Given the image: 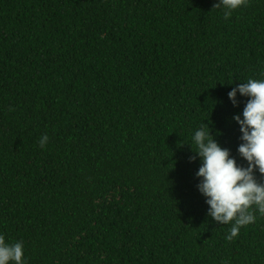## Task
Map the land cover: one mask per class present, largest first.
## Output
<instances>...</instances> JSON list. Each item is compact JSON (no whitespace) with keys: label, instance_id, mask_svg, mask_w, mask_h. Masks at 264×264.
Instances as JSON below:
<instances>
[{"label":"trees","instance_id":"trees-1","mask_svg":"<svg viewBox=\"0 0 264 264\" xmlns=\"http://www.w3.org/2000/svg\"><path fill=\"white\" fill-rule=\"evenodd\" d=\"M216 3L0 0V233L27 264H264V216L227 241L190 160L204 122L246 166L228 93L264 78V0Z\"/></svg>","mask_w":264,"mask_h":264},{"label":"clouds","instance_id":"clouds-1","mask_svg":"<svg viewBox=\"0 0 264 264\" xmlns=\"http://www.w3.org/2000/svg\"><path fill=\"white\" fill-rule=\"evenodd\" d=\"M247 4L248 0H218L214 8L222 9L228 19L233 11ZM238 93L248 98L242 114L233 116L241 132L237 151L246 166L237 163L204 122L192 136L196 150L189 144L196 154L190 160L199 157L201 161L195 175L199 180L197 189L209 206L207 215L222 225H231L225 236L227 241L236 238L242 227L255 223L257 213L264 216V183L257 178V173L264 176V78L250 77L232 88L228 97L234 106L238 105ZM48 141V135L44 134L39 140L40 147H45ZM0 264H27L24 244L8 242L0 233Z\"/></svg>","mask_w":264,"mask_h":264}]
</instances>
